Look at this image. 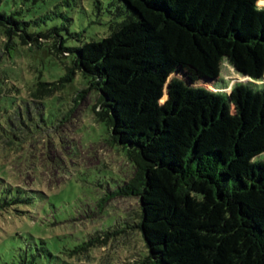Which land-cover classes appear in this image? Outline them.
I'll use <instances>...</instances> for the list:
<instances>
[{"label": "trees", "instance_id": "1", "mask_svg": "<svg viewBox=\"0 0 264 264\" xmlns=\"http://www.w3.org/2000/svg\"><path fill=\"white\" fill-rule=\"evenodd\" d=\"M121 1L130 14L109 36L75 48L51 43L49 55L73 58L59 80L40 73L20 84L14 68L0 67L2 150L23 148L28 131L68 124L74 107L52 124L47 107L58 95L69 105L65 90L82 73L99 94L94 119L128 163L98 203L137 199L138 217L125 212L130 227L92 233L61 253L63 264H106L108 243L126 246L136 232L147 252L127 263L113 251L117 264H264V161L256 160L264 154V88L217 86L224 59L242 76L264 80L263 0ZM2 5L9 51L17 40L38 49L52 38L29 33ZM41 196L13 182L0 157V219L35 214ZM41 244L22 248L11 264L57 258Z\"/></svg>", "mask_w": 264, "mask_h": 264}, {"label": "rangeland", "instance_id": "2", "mask_svg": "<svg viewBox=\"0 0 264 264\" xmlns=\"http://www.w3.org/2000/svg\"><path fill=\"white\" fill-rule=\"evenodd\" d=\"M257 7L263 9L264 0ZM1 10L14 14L29 33L52 36L43 41L42 48L30 49L17 40L13 51H9L6 38L0 34V67L14 68L20 84L39 77L40 73L47 82H55L65 75L66 66H71L73 58L61 62L49 55L47 52L54 40L63 43L65 48L100 41L109 36L113 25L123 22L130 14L121 0H3ZM250 82L264 88V80L253 81L242 76L224 59L218 87L227 84L229 93L236 84L257 87ZM84 89H88L87 81L78 73L65 90L70 106L59 101V95L49 101L46 113L50 124L60 121L67 112L64 110L76 109L68 124L57 129L43 127L28 131L23 148L7 151L0 148V157L6 161L12 181L35 187L42 196H47L36 204L33 215L12 213L0 219V264H11L22 248L28 250L29 246H34L36 250V244L42 247V240L46 243L44 247L57 253V258L41 254L38 262L63 264L66 259L61 253L66 249L88 240L94 232L130 227L126 213L138 217L140 203L137 199L118 197L103 208L98 203V198L115 188L114 182L122 178L120 169L126 168L128 163L105 138V124L94 119L92 109L98 104V92L88 89L82 94L84 97L78 99L77 92ZM256 160L264 161V154ZM105 165L115 167L116 171ZM133 234L126 246L120 242L108 243L104 252L108 264H117L119 260L113 251L120 252L127 263L142 259L147 249L139 234Z\"/></svg>", "mask_w": 264, "mask_h": 264}]
</instances>
